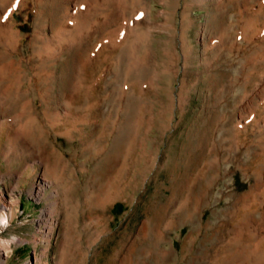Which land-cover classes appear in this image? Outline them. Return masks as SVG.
Here are the masks:
<instances>
[{
	"label": "rangeland",
	"instance_id": "374dc122",
	"mask_svg": "<svg viewBox=\"0 0 264 264\" xmlns=\"http://www.w3.org/2000/svg\"><path fill=\"white\" fill-rule=\"evenodd\" d=\"M0 204V264H264V0H0Z\"/></svg>",
	"mask_w": 264,
	"mask_h": 264
},
{
	"label": "clouds",
	"instance_id": "9594fccd",
	"mask_svg": "<svg viewBox=\"0 0 264 264\" xmlns=\"http://www.w3.org/2000/svg\"><path fill=\"white\" fill-rule=\"evenodd\" d=\"M0 226L7 228L9 226V220L6 215L0 214ZM17 238L13 236L11 238V241H3L2 243H11L12 241H15Z\"/></svg>",
	"mask_w": 264,
	"mask_h": 264
},
{
	"label": "bare ground",
	"instance_id": "6f19581e",
	"mask_svg": "<svg viewBox=\"0 0 264 264\" xmlns=\"http://www.w3.org/2000/svg\"><path fill=\"white\" fill-rule=\"evenodd\" d=\"M8 207H7V205L6 204H0V211H4L5 209H7Z\"/></svg>",
	"mask_w": 264,
	"mask_h": 264
}]
</instances>
